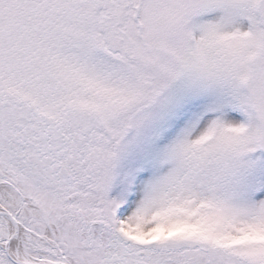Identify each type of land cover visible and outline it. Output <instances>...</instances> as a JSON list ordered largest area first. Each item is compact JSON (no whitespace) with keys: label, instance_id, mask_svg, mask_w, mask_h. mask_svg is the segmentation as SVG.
I'll list each match as a JSON object with an SVG mask.
<instances>
[{"label":"snow or ice","instance_id":"6c2138e0","mask_svg":"<svg viewBox=\"0 0 264 264\" xmlns=\"http://www.w3.org/2000/svg\"><path fill=\"white\" fill-rule=\"evenodd\" d=\"M0 264H264V0H0Z\"/></svg>","mask_w":264,"mask_h":264}]
</instances>
